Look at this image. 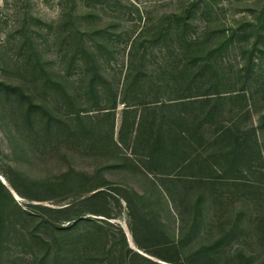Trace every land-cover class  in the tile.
I'll return each mask as SVG.
<instances>
[{
	"label": "rangeland",
	"instance_id": "374dc122",
	"mask_svg": "<svg viewBox=\"0 0 264 264\" xmlns=\"http://www.w3.org/2000/svg\"><path fill=\"white\" fill-rule=\"evenodd\" d=\"M184 2L0 0V80L21 84L32 101L42 106L36 107L41 113L27 119V100L0 91V182L18 204L40 217H64L57 221L62 225L84 217L74 228L77 234L72 231L67 236L68 257H76L84 244L100 256L104 239L84 235L98 220L109 231V241L115 243L116 251L123 250L136 264H237L234 250L239 246L253 255V264H264V241L258 232V220L264 217V189L218 187L216 192L223 194L221 200L207 202L204 220L191 233L187 199L176 197L175 206L168 197L166 201L160 198L150 183L151 176L125 158L129 153L127 138L126 143H119L120 147L110 138L112 135L117 139L125 107L120 89L132 38L144 28L147 36L163 14L179 9ZM196 15V32L204 34L210 43L217 41L222 27L244 24L250 39L230 47L222 63L237 70L250 56L245 47L250 48L251 40L256 39L250 75L255 78V86L264 82V0H214L204 13ZM252 23H259L258 27L252 28ZM175 45V41H160L141 45L139 52H145L148 67H153L176 61L179 56ZM83 47L93 50L96 62ZM37 55L59 84H44L43 74L31 71L29 66L37 63ZM95 63L108 83L92 92L88 83ZM263 109L264 90L260 89L255 104H251L252 118ZM77 113L90 116L91 135L71 133L70 128L78 123ZM46 115L57 123L49 132L41 130ZM69 169L89 173L101 169L110 183L88 192H82L72 181L52 189L49 179ZM100 188L104 193L93 196ZM131 188L147 193L152 202L139 203L131 196ZM66 205L61 213L49 209ZM241 206L244 213L238 235L217 253H195L214 239L221 226L233 221ZM145 209L158 213V222L149 227L144 224ZM81 233L83 236L78 235ZM2 245L0 264H33V254L21 252L22 245L16 238Z\"/></svg>",
	"mask_w": 264,
	"mask_h": 264
},
{
	"label": "trees",
	"instance_id": "16d2710c",
	"mask_svg": "<svg viewBox=\"0 0 264 264\" xmlns=\"http://www.w3.org/2000/svg\"><path fill=\"white\" fill-rule=\"evenodd\" d=\"M213 2L185 0L179 9L163 14L147 36L144 28L132 38L120 89L125 107L121 111L117 139L110 135L116 147H120L119 143H126L127 138L129 153L125 158L151 176L150 183L160 198L166 201L168 197L175 206L176 197L187 199L186 204L191 210L187 226L191 233L204 220L207 202L221 200L223 194L216 192L218 187L264 189V109L257 111L255 118L251 114V104H255L258 91L264 90V82L255 86V78L250 75L256 39L251 40L250 48L245 47L250 56L244 65L235 71L223 65L227 50L249 40L250 33L244 24H238L222 27L214 43H210L204 34L199 35L196 14L204 13ZM258 24L252 23V28ZM255 31L258 35V29ZM160 41H175L180 58L148 67L145 52L140 53L139 48ZM88 48L83 47V50L93 58V50ZM36 61L34 65L30 64L31 71L43 74L44 84H59L38 61V55ZM93 62H96L95 57ZM90 74V91L107 85L108 80L96 63ZM0 91L6 96L17 94L27 100L24 111L27 119L41 113L39 108L42 106L32 101L21 84L0 80ZM43 118L41 130L49 132L57 123L48 115ZM77 119L78 123L70 128L71 133L91 135L90 116L77 113ZM70 181L78 184L82 192L110 183L101 169L91 173L69 169L48 182L54 189L64 187ZM0 187L3 189L0 190V252L5 241L16 238V242L22 245L21 252L33 254V264H136L123 250L116 251L115 243L109 241V231L98 220L93 221L92 228H88L84 235L93 240L104 239L101 240L100 256L84 244L76 257H68L67 236L72 231L77 234L74 228L84 217L65 225L59 224L57 221L64 217H40L18 204L1 182ZM13 188L23 195L16 185ZM131 189V196L139 203L152 202L147 193ZM104 191L100 188L93 196ZM126 200L130 203L127 196ZM67 206L49 209L61 213ZM143 213L146 227L158 222L156 210L145 209ZM243 213L244 207L241 206L233 221L221 226L214 239L201 245L195 253H217L240 232ZM258 230L264 241V217L258 220ZM78 235L83 236V233ZM122 239L126 244L124 233ZM234 251L237 264H253V255L245 248L239 246ZM132 253L138 254L136 251ZM170 260L175 262V259Z\"/></svg>",
	"mask_w": 264,
	"mask_h": 264
}]
</instances>
